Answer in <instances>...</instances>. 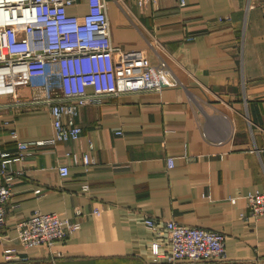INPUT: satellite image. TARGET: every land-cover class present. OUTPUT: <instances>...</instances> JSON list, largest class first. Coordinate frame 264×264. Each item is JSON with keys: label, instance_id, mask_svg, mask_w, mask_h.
<instances>
[{"label": "crops", "instance_id": "crops-1", "mask_svg": "<svg viewBox=\"0 0 264 264\" xmlns=\"http://www.w3.org/2000/svg\"><path fill=\"white\" fill-rule=\"evenodd\" d=\"M87 1L69 12L85 14ZM107 2L112 44L164 59L181 85L84 105L80 136L55 143H35L55 135L48 108L0 112V147L19 157L0 264H145L150 217L221 231L235 264H264V218L245 217L247 195L264 192V0ZM38 92L21 86L22 97ZM36 210L81 229L52 249L25 247L17 224Z\"/></svg>", "mask_w": 264, "mask_h": 264}, {"label": "built area", "instance_id": "built-area-1", "mask_svg": "<svg viewBox=\"0 0 264 264\" xmlns=\"http://www.w3.org/2000/svg\"><path fill=\"white\" fill-rule=\"evenodd\" d=\"M79 3L80 0H0V112L48 108L55 135L36 140L39 145L77 139L82 127L76 117L84 105L181 85L164 59L150 64L136 50L112 44L107 0H88L85 14L70 13L69 7ZM23 85L39 92L22 97ZM5 98L10 100L4 101ZM12 135L17 136L16 130H12ZM18 145L25 150L30 142L19 141ZM18 158L0 147V231L7 222L16 179L9 165ZM83 161L87 171L96 166L88 153ZM167 164L173 167L174 157H168ZM59 172L66 175L69 167L62 165ZM247 206L246 218H264V192L249 193ZM100 210L96 207L94 212L99 214ZM146 222L154 237L145 264L236 263L228 257L227 238L221 231L172 218L150 217ZM80 229L81 220L77 217L36 210L18 222L17 238L28 248L44 245L52 249Z\"/></svg>", "mask_w": 264, "mask_h": 264}]
</instances>
